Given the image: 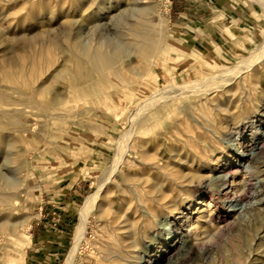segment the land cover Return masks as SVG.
Masks as SVG:
<instances>
[{"label":"bare ground","instance_id":"obj_1","mask_svg":"<svg viewBox=\"0 0 264 264\" xmlns=\"http://www.w3.org/2000/svg\"><path fill=\"white\" fill-rule=\"evenodd\" d=\"M250 1L264 12V0ZM44 23L48 25L46 30L40 29ZM168 23V17L153 0H83L75 10L62 6L60 11H39L28 22L9 27L13 35L21 27L31 28L14 38L22 42L18 48L21 53L35 44L54 48L56 58L53 62L31 61L28 65L8 59L0 62V249L1 241H8L0 254V264H5L8 255L19 254L17 237L20 228H27L29 222L27 217L18 221L15 215L29 189L23 179L25 162L19 147L24 144L22 135L34 131L30 120L34 118L39 127L44 117L65 122L61 108L69 103V92L78 91L96 75L107 74L104 83H115L118 87L145 82L167 41ZM110 27L116 35L112 38L100 35ZM6 35L5 31L3 37ZM49 64L56 67L51 75ZM262 64L264 40L233 69L202 81L158 90L130 113L126 131L118 142L116 160L104 172L97 191L88 197L80 213L74 247L65 264H77L95 212L105 221L100 264H179L194 249L206 256L226 225L236 229L221 244L228 257L227 264H233L234 256L230 253L238 248L240 240L244 247L243 252L239 250L237 263L264 264V155L261 154L264 122L252 121L248 106L241 104L245 99L234 100V91L230 89L253 78V70ZM65 81L67 89L57 91L54 86ZM261 87L253 85L252 92ZM220 94L225 98L222 104L215 100ZM203 96L210 97L216 118L195 121V131L205 133L190 136L193 145L186 141L181 150H169L167 157L143 152L142 164L149 170L141 174L125 173L120 192L112 200L108 186L123 170L127 153L131 149L147 150L146 145L134 143L135 132L144 126L147 115L154 109H169L180 98ZM246 102H251V98ZM263 103L264 100L253 108L256 115ZM247 128L250 134L243 135ZM161 160L163 164L159 163ZM259 188L261 193L256 191ZM194 191L199 197L210 192L213 204L199 214L193 229L182 238L171 220L184 215L181 210L193 202ZM250 197L251 201L258 200V205L246 202ZM225 205H229L226 214L219 213ZM247 207L255 213L259 225L236 220L237 213ZM166 226L173 231H165ZM172 254L178 259L174 260Z\"/></svg>","mask_w":264,"mask_h":264},{"label":"rangeland","instance_id":"obj_2","mask_svg":"<svg viewBox=\"0 0 264 264\" xmlns=\"http://www.w3.org/2000/svg\"><path fill=\"white\" fill-rule=\"evenodd\" d=\"M153 1L160 6L161 12L170 20L172 3L174 5L173 0ZM82 4L83 0H0V62L5 59L19 62L24 65H26V63L28 65V63L31 61L39 63L41 61L51 60V62H53L54 58H56V52L52 47H39L35 46L34 44V46L28 48V50H25V52L23 53L18 50L19 46L21 45L20 43L22 42L19 39L17 41H14V38L16 36H19L20 33L28 32L29 30H31V28L25 29L24 27H21L20 30H18L19 32L17 31L15 35H13V33H11L8 29L12 24L19 25L24 22H28L32 15L36 14L39 11H60V8L62 6H64L66 9L75 10L76 7H79ZM47 28L48 25L46 23H44V25L40 27V29L45 30ZM5 31L9 36L6 35V37H3ZM168 34L169 23L167 27V38ZM100 35L105 38H112L114 35H116V31L114 28L110 27L109 31L102 32ZM263 40L264 35L260 39L259 43L253 46L251 50L247 54H245V56H243L241 59L227 68L217 70L215 72H212L211 74L196 75L194 77L184 78L178 81L161 82L162 80L159 76L160 71L157 72L156 67L153 72L146 76L145 82H136L135 84L126 83L122 87H118L115 83H104L103 78L107 74H105L104 76L96 75L93 81L84 83V85L79 88L78 91L69 92L68 95L70 97V101L68 105L61 108V113H63V115L66 117L65 122H57L55 120H51L49 117H44L42 121H40L39 127L38 123L34 122V118L30 120V124L33 127L34 131H27L26 134L22 135L24 138V144L19 147V151L22 154V160H24L25 162V167L23 169V179L25 181V186H27L28 188L31 187V182L34 179L32 176V168L37 165L36 162L40 161V157L42 155L40 151L46 152L49 149L56 148L59 141L62 140L61 138L63 137L65 129L67 130V128L70 127L69 123L71 121L69 117L71 116V114L69 113V109L71 107L73 108V106H76L75 102H85L88 105L93 104V106L96 104V102H102L108 107H113L114 112L111 113V118L114 120V122H116L118 127L117 137L115 139L111 160L96 180L94 190L89 193V196H91L97 191L100 179L104 172L116 160L118 152V142L120 141L121 136L126 131L128 117L134 109H136L140 104L146 101L158 90L171 86H182L195 81H202L209 77L233 69L242 61L247 59L250 56L252 50L258 47L263 42ZM166 44L167 43H165V45ZM161 54L162 52L157 57V62H160ZM50 66L51 64L47 66L49 69V75H51V73L56 68H51ZM253 72L255 73V76L253 78L240 84L236 83L230 89L234 91V94L232 96L233 99L235 98L234 100H238L240 98L245 99L241 102V104L243 105V103H245L244 106H248L246 110L251 115L252 121L258 122L262 120L264 122V103L261 104L262 107L259 111V115H256L253 112V108H256V106H258L256 104L264 100V98H261L262 95L264 96V65H260L258 68L254 69ZM256 84H261L262 87L259 90L255 91V93H253L252 86ZM67 85V81L58 82L54 87L57 91L63 92L67 89ZM247 98H251V102H253V104L251 102H246ZM209 99L210 97L208 96H203L202 98H180L173 101L170 104L169 109H154L147 115L144 120V126H140L136 130L134 135V143L136 145H146L147 150L145 151L142 148L139 150L131 149L127 153L125 164L123 165V170L118 175H116L114 182H112L108 186L107 191L112 194V200H116L120 192V187H122V176L125 173L141 174L149 170V168L143 166L142 164L143 161L141 159V156L143 152H148L151 154L157 153L159 155L167 157V152L169 150H181L183 143L186 141L189 145H193L194 142L189 139L190 136L205 133L198 130L195 131V121H214L216 119L214 115L215 112L213 105L210 104ZM215 100L217 101V103L222 104L225 98L223 94H220L215 98ZM49 101L50 98L48 102ZM179 125L181 126L180 130L178 129ZM246 130L247 133H243V135L250 134L248 128ZM18 136H20V134H18ZM251 137L252 136H245L244 138L251 139ZM261 154L264 155V148ZM159 163L163 164L164 161L161 160L159 161ZM254 167H258V165H255ZM29 190L30 189L26 191V193L20 200V204L15 215V219L18 221H21L26 217L23 207L25 204V198L31 191ZM256 191H258V193H261L262 190L259 188ZM205 194L206 196L199 197V193L194 191L192 196L193 202L189 205H186V208H183L181 210L184 215H176L175 218L171 220L173 227L179 230L178 233L182 238H186L188 236V231L190 232L191 229H193V224H196V218L199 216V214L204 210L208 211L207 207L210 204H213L211 193L207 192ZM88 197L79 209V221L76 224L75 233L80 224V213L84 208ZM249 199L247 198L246 202H252L254 205H258V200L254 199L251 201V197ZM199 203H203L205 206H200ZM228 209L229 205H225L221 207L218 212L226 214ZM182 217H186V219H184L183 222H180V219ZM216 217H218V215H216ZM239 219H243L244 222L250 224L251 226H254L255 224L259 225L258 218L255 216V213L249 209V207L237 213L236 220ZM171 226H166L165 231H173V229H170ZM28 228V226L25 229L20 228V232L24 230L28 231ZM235 230L236 229H231L230 225H226L219 233L218 239L211 243L206 256L199 255L197 249H194L189 258L180 260L179 264H227L228 257L222 251L221 244H223L225 241H228L230 237L229 234L236 232ZM165 231H163L162 233L166 234ZM24 232H22V234ZM104 237L105 221L100 216V214L95 212L90 218L89 226L87 229V242H84L83 244L84 246L81 250V255L78 258L77 264H100V250L103 245ZM7 242V239H3L1 241L2 247L0 249V254L3 253L2 249ZM73 247L74 245L71 247L70 251ZM243 247V242L240 240V242L238 243V248H233V250L231 251L230 255L234 256L233 264H239L237 263V261L240 256V251L243 252ZM170 256H172L174 260L178 259L176 254H172Z\"/></svg>","mask_w":264,"mask_h":264},{"label":"crops","instance_id":"obj_3","mask_svg":"<svg viewBox=\"0 0 264 264\" xmlns=\"http://www.w3.org/2000/svg\"><path fill=\"white\" fill-rule=\"evenodd\" d=\"M173 2L167 44L156 61L161 82L227 68L264 35V12L250 0ZM75 103L62 140L56 148L40 151L32 168L23 207L29 230L19 233V254L8 255L5 264H65L79 209L111 160L118 128L111 118L113 107Z\"/></svg>","mask_w":264,"mask_h":264}]
</instances>
